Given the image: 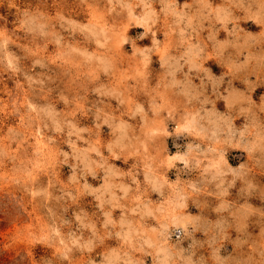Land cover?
I'll use <instances>...</instances> for the list:
<instances>
[{"label": "rangeland", "instance_id": "obj_1", "mask_svg": "<svg viewBox=\"0 0 264 264\" xmlns=\"http://www.w3.org/2000/svg\"><path fill=\"white\" fill-rule=\"evenodd\" d=\"M0 264H264V0H0Z\"/></svg>", "mask_w": 264, "mask_h": 264}]
</instances>
